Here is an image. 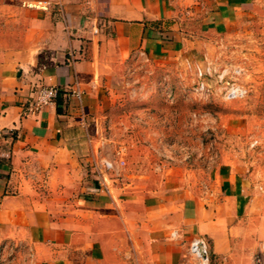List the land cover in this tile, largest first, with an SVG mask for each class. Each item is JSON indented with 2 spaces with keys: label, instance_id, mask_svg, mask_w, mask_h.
Here are the masks:
<instances>
[{
  "label": "crops",
  "instance_id": "obj_1",
  "mask_svg": "<svg viewBox=\"0 0 264 264\" xmlns=\"http://www.w3.org/2000/svg\"><path fill=\"white\" fill-rule=\"evenodd\" d=\"M31 1L0 0V245L27 246L33 264H198L188 246L202 236L209 264H264V193L237 162L218 163L202 187L166 177L148 192L99 189L87 168L98 77L133 55L200 45L253 0ZM40 86L59 93L28 114Z\"/></svg>",
  "mask_w": 264,
  "mask_h": 264
},
{
  "label": "rangeland",
  "instance_id": "obj_2",
  "mask_svg": "<svg viewBox=\"0 0 264 264\" xmlns=\"http://www.w3.org/2000/svg\"><path fill=\"white\" fill-rule=\"evenodd\" d=\"M197 41L170 59L130 56L98 77L96 149L124 166L116 175L92 159L97 188L148 192L166 177L199 188L218 163L233 160L264 193V0ZM232 83L244 88L242 97L226 98ZM28 250L0 245V264H33ZM126 259L136 261L131 247Z\"/></svg>",
  "mask_w": 264,
  "mask_h": 264
},
{
  "label": "built area",
  "instance_id": "obj_3",
  "mask_svg": "<svg viewBox=\"0 0 264 264\" xmlns=\"http://www.w3.org/2000/svg\"><path fill=\"white\" fill-rule=\"evenodd\" d=\"M23 6L34 8L38 10H49L52 2L51 0H33L31 2H23ZM202 74V71L199 70V75ZM206 89L205 83L200 82L198 90L204 91ZM59 93V89L56 86H40L35 93V96L27 102L24 106L25 112L28 114H36L41 111L44 107L51 105L55 102L56 97ZM71 95L79 97L80 93L78 90H72ZM245 93V90L242 86H239L235 83H232L230 87L225 90V96L228 99L239 98L242 97ZM103 145V143L101 144ZM119 153V152H118ZM93 163L97 170H101L103 172H114V174L119 175V168L124 166V160L122 157H118V159H114L106 152L99 153V149L97 148L93 155ZM173 236L177 235L174 231L172 233ZM13 245L22 246L19 244L12 243H2L1 247ZM189 253L197 260L198 264H209V249L206 240L202 236L193 237L189 242ZM29 249V248H27ZM30 252V249L28 250ZM264 253V248L257 257V261L260 262V255ZM31 255V253H30ZM32 257V256H31Z\"/></svg>",
  "mask_w": 264,
  "mask_h": 264
}]
</instances>
